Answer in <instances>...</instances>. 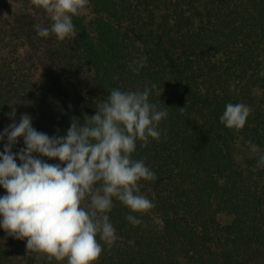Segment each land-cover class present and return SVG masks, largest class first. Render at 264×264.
Wrapping results in <instances>:
<instances>
[{
  "label": "trees",
  "instance_id": "obj_1",
  "mask_svg": "<svg viewBox=\"0 0 264 264\" xmlns=\"http://www.w3.org/2000/svg\"><path fill=\"white\" fill-rule=\"evenodd\" d=\"M14 6L19 16L0 25V133L29 114L37 131L65 136L113 88L155 84L150 100L169 113L160 138L138 141L133 153L155 173L139 182L154 207L133 213L114 199L117 240L96 264H264V167L250 147L264 150V0H105L113 25L110 38H99L103 55L78 20L75 36L44 38L37 27H50L49 15L32 0H0L7 16ZM39 64L47 70L41 83ZM227 103L251 108L243 129L220 122ZM22 147L20 138L13 152ZM130 214L142 224L133 226ZM0 264L67 262L29 252L26 240L0 228Z\"/></svg>",
  "mask_w": 264,
  "mask_h": 264
},
{
  "label": "clouds",
  "instance_id": "obj_2",
  "mask_svg": "<svg viewBox=\"0 0 264 264\" xmlns=\"http://www.w3.org/2000/svg\"><path fill=\"white\" fill-rule=\"evenodd\" d=\"M88 2L32 0L52 21L50 27H37V35L54 34L60 41L75 36L73 17ZM146 61V56L136 61L134 71ZM156 88L155 84L135 91L113 88L96 114L87 116L83 124L74 120L65 136L37 131L29 114L9 124L0 133V142L6 139L0 151V186L6 190L0 195V228L26 240L29 252L49 261L96 264L104 246L110 248L117 240L108 216L114 199L133 213L154 207L141 194L139 182L154 180L155 173L143 160L133 159V153L138 141L143 146L150 138H160V122L169 115L150 100ZM251 111L244 103H227L219 119L225 127L240 130ZM7 115L14 120L16 108ZM20 138L24 147L14 153ZM250 147L257 154V166L264 167V150L255 144ZM43 157L60 163L50 164ZM127 220L133 226L142 224L135 215Z\"/></svg>",
  "mask_w": 264,
  "mask_h": 264
},
{
  "label": "rangeland",
  "instance_id": "obj_3",
  "mask_svg": "<svg viewBox=\"0 0 264 264\" xmlns=\"http://www.w3.org/2000/svg\"><path fill=\"white\" fill-rule=\"evenodd\" d=\"M105 0H89L87 6L85 9L80 11V13L73 17V23L75 25L76 20H78L79 24L83 29L87 32L89 36L90 43L94 48L97 49L99 53L103 55V51L105 50L106 53L108 51L106 50L105 46L98 45L99 38L100 40L103 38H110L108 36V31H110V27L112 24V19L110 16V13L106 8L104 7ZM15 7V15L7 16L6 14L2 13L0 11V25L2 24V20H11L14 21L16 19V16H19L20 9L17 6ZM50 18V17H49ZM77 33V32H76ZM28 53V49L26 50ZM25 53V52H24ZM35 69V77L37 82L41 83L44 79V74L47 71L46 68L39 64L37 67H34ZM237 163L240 166H244L245 159L243 157L242 153H237L236 155Z\"/></svg>",
  "mask_w": 264,
  "mask_h": 264
}]
</instances>
